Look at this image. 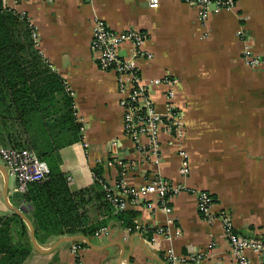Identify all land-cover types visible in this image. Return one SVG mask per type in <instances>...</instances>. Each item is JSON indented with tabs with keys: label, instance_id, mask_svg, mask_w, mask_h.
Here are the masks:
<instances>
[{
	"label": "crops",
	"instance_id": "obj_1",
	"mask_svg": "<svg viewBox=\"0 0 264 264\" xmlns=\"http://www.w3.org/2000/svg\"><path fill=\"white\" fill-rule=\"evenodd\" d=\"M235 1L233 10L211 16L206 24L185 0H160L158 8L147 0L0 2L27 18L38 48L74 96L82 137L59 150L71 190L92 186L95 169L115 192L121 179L141 187L162 178L186 188L170 192L164 204L146 194L131 205L126 211L133 216V228L126 227L115 209L102 211L98 219L110 232L86 237L84 264H173L168 253L179 258L205 249H211V256L201 264H236L221 220L209 222L198 209L202 191L211 195L216 212L230 213L239 235L264 239V70L241 56L244 41H249L254 55L264 58V0ZM98 21L112 31L132 29L142 36L140 44H124L120 57L133 62L160 112L166 111V95L173 90L174 110L185 133L182 138L161 133V154L148 153L146 137L140 150L125 132L118 75L103 70L93 50ZM142 52L152 57L142 58ZM162 78L172 86L152 83ZM0 146L7 145L0 141ZM181 153L189 159L186 175L180 172ZM14 214L26 222L33 248L20 262L0 253V264L73 263L76 240L67 239L72 236L39 239L35 233L34 244L31 206L0 156V218ZM162 228L171 238L157 235ZM14 237L25 241L16 229ZM247 255L257 260L254 252Z\"/></svg>",
	"mask_w": 264,
	"mask_h": 264
},
{
	"label": "trees",
	"instance_id": "obj_2",
	"mask_svg": "<svg viewBox=\"0 0 264 264\" xmlns=\"http://www.w3.org/2000/svg\"><path fill=\"white\" fill-rule=\"evenodd\" d=\"M33 30L27 18L0 3V141L36 151L51 169L46 181L30 183L23 194L31 206L36 236L90 237L104 226L99 214L114 208L106 197L100 169H95L92 186L76 191L61 169L59 150L81 140L83 125L72 92L36 46ZM118 214L126 227L134 226L130 213ZM15 229L25 241H15ZM27 232L26 222L17 214L0 218V253L20 262L33 248Z\"/></svg>",
	"mask_w": 264,
	"mask_h": 264
},
{
	"label": "built area",
	"instance_id": "obj_3",
	"mask_svg": "<svg viewBox=\"0 0 264 264\" xmlns=\"http://www.w3.org/2000/svg\"><path fill=\"white\" fill-rule=\"evenodd\" d=\"M4 0H0L3 2ZM54 1V0H47ZM151 8H158L160 0H147ZM189 5L195 7L198 11V18L206 24L209 18L223 10H233L237 3L235 0H185ZM33 39L36 46H39V38L35 30H33ZM142 36L132 29L124 32L112 31L104 22L98 21L93 27L92 45L95 53L98 54L100 66L103 70H113L118 75L120 82V90L122 93L120 106L124 111V127L127 136L134 142H138L139 149L145 145L143 138H147L149 150L151 154H161L160 135L168 132L175 137L182 138L185 131L181 115L174 110L173 90L170 89L166 95V111L160 112L148 97V86L143 84L140 76L135 70L132 61L121 59L120 52L124 44L133 42L140 44ZM151 58V54L141 53L142 58ZM241 56L248 65L264 70V58L254 55L252 45L249 41H244V47ZM129 77L131 80L126 81ZM154 85L167 87L172 86V82L167 78L155 79ZM182 155L181 174L189 173V159L184 153ZM0 156L3 159L6 168L17 179V189L24 194L30 183L46 181L51 169L48 163L42 160L36 151L30 149H16L8 146H0ZM117 163L124 166L122 162ZM68 180L71 177L68 176ZM106 191V197L112 204L116 212H124L131 205H135L146 194H151L158 198L162 204L165 203L167 195L171 192L179 194L186 188L184 185L171 183L168 180L158 178L151 183L135 187L124 179L119 181L117 192H115L107 183L103 184ZM213 198L208 192H200L198 209L203 217L209 221L220 219L225 229V234L230 245L232 255L236 264H264V239H250L242 237L234 230V224L228 211L216 212L213 209ZM133 230L132 228H129ZM109 227L102 226L96 232V237L108 235ZM157 235L171 238L167 230L162 228ZM156 241V238L154 239ZM82 241H74L71 245V253L73 256L72 264H84L82 256ZM247 251L256 254L257 260L250 258ZM169 259L173 264H201L211 256V249H205L196 254L189 256L174 257L173 253H168Z\"/></svg>",
	"mask_w": 264,
	"mask_h": 264
},
{
	"label": "water",
	"instance_id": "obj_4",
	"mask_svg": "<svg viewBox=\"0 0 264 264\" xmlns=\"http://www.w3.org/2000/svg\"><path fill=\"white\" fill-rule=\"evenodd\" d=\"M31 228H32V233H33V242H34V244L37 246V241H36V238H35V228H34V226L31 224ZM68 240H85V241H87L88 239L86 238V237H84V236H72V237H70V238H67ZM38 248V247H37Z\"/></svg>",
	"mask_w": 264,
	"mask_h": 264
},
{
	"label": "rangeland",
	"instance_id": "obj_5",
	"mask_svg": "<svg viewBox=\"0 0 264 264\" xmlns=\"http://www.w3.org/2000/svg\"><path fill=\"white\" fill-rule=\"evenodd\" d=\"M78 241V240H77Z\"/></svg>",
	"mask_w": 264,
	"mask_h": 264
}]
</instances>
